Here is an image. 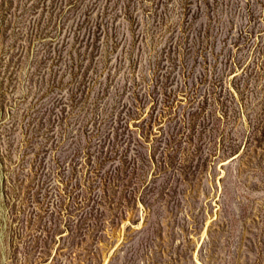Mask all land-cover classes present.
I'll return each instance as SVG.
<instances>
[{
  "label": "rangeland",
  "instance_id": "374dc122",
  "mask_svg": "<svg viewBox=\"0 0 264 264\" xmlns=\"http://www.w3.org/2000/svg\"><path fill=\"white\" fill-rule=\"evenodd\" d=\"M0 264H264V0H0Z\"/></svg>",
  "mask_w": 264,
  "mask_h": 264
}]
</instances>
